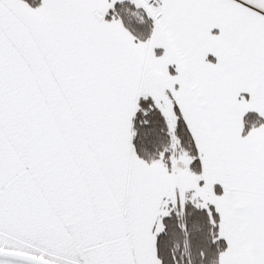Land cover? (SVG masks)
Returning a JSON list of instances; mask_svg holds the SVG:
<instances>
[{
  "label": "snow or ice",
  "instance_id": "snow-or-ice-1",
  "mask_svg": "<svg viewBox=\"0 0 264 264\" xmlns=\"http://www.w3.org/2000/svg\"><path fill=\"white\" fill-rule=\"evenodd\" d=\"M0 264H264V0H0Z\"/></svg>",
  "mask_w": 264,
  "mask_h": 264
}]
</instances>
